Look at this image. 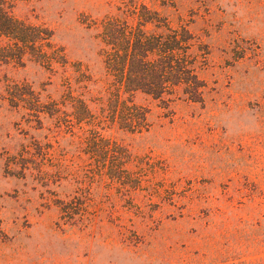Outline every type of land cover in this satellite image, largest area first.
<instances>
[{
    "label": "rangeland",
    "instance_id": "1",
    "mask_svg": "<svg viewBox=\"0 0 264 264\" xmlns=\"http://www.w3.org/2000/svg\"><path fill=\"white\" fill-rule=\"evenodd\" d=\"M10 10L48 28L53 49L45 61L0 51V264H264V0H16ZM141 16L151 33L194 34L205 87L200 102L181 89L122 92L126 110L147 112L131 132L124 104L114 111L103 32ZM94 138L110 155L93 153Z\"/></svg>",
    "mask_w": 264,
    "mask_h": 264
},
{
    "label": "trees",
    "instance_id": "2",
    "mask_svg": "<svg viewBox=\"0 0 264 264\" xmlns=\"http://www.w3.org/2000/svg\"><path fill=\"white\" fill-rule=\"evenodd\" d=\"M14 1L0 0V37L8 40L6 46L0 47L1 55L9 59L31 54L37 60L45 61L49 57L48 52L53 49L52 32L16 18L10 10ZM150 23L153 22L143 16L136 26L112 19L105 23L103 33L107 50L103 55L117 86L115 112L125 103L121 101L122 92L133 94L143 91L155 98H162L181 89L189 100L200 102L203 99L205 84L197 71L198 56L195 53L198 43L194 34L187 28L173 30L169 24H164L160 33H151L147 30ZM126 107L124 104L119 115L121 127L131 132L141 131L140 120L146 119L147 112L135 105L128 110ZM73 110V116L80 123L92 116L82 100L73 105ZM101 144L95 138L91 140L93 153L97 157L110 155V147L102 146L104 148L101 150ZM122 152L117 144L112 149L113 164L117 169ZM118 173L112 170L110 177L121 180L122 176Z\"/></svg>",
    "mask_w": 264,
    "mask_h": 264
}]
</instances>
